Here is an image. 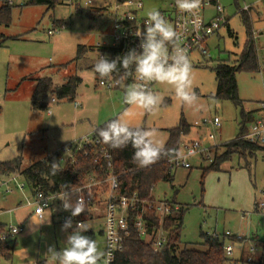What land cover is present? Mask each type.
Segmentation results:
<instances>
[{
  "label": "rangeland",
  "instance_id": "obj_1",
  "mask_svg": "<svg viewBox=\"0 0 264 264\" xmlns=\"http://www.w3.org/2000/svg\"><path fill=\"white\" fill-rule=\"evenodd\" d=\"M29 1L11 0L10 23L0 22V162L20 157L22 166L27 167L35 160L50 157L63 164L72 154V148L68 150L71 143H77L97 125L112 118L125 121L130 127L155 130V138L163 146L169 129L184 118L191 128L182 138L179 154H185V144L194 140L200 141L208 152L186 158L189 167L174 164L173 182H158L154 189L155 196L174 198L187 207L180 247L204 249L203 235H218L225 246H233L227 264H260L258 257H264V216L254 211V202L264 187V152H257L256 157L249 159V165L234 153L218 170L204 173V169L215 152H223L224 144L238 136L242 109L252 111L253 116L260 113V102L264 99V0H219L225 7L228 23L209 39L208 56L193 52L188 57L196 101L192 106L182 104L175 85L155 82L151 90L162 101L151 111L125 103V91L132 84L105 88L91 67L99 59L97 43L111 40V6L116 0H92L90 6L84 4L85 0H61L55 7ZM141 1L144 16L153 9L169 10L172 2ZM2 4L0 0V7ZM244 11L256 38L261 69L237 73L242 108L229 99L215 98L217 78L213 68L219 62L235 64L239 57L247 39ZM60 23H65L64 27H58ZM52 28L58 31L49 34ZM79 44L93 49L77 62L74 58ZM63 64L68 66L61 68ZM71 74L82 78L75 100L55 98L53 101L50 96L45 110L32 108L36 77L52 76L57 85ZM215 116L219 117L221 126L201 123ZM11 175L5 178L9 180ZM16 179L25 181L21 175ZM8 187L12 191L7 192ZM23 193L31 197L27 185L21 191L14 180L0 181V210H5L0 221L5 229L10 225L23 226L21 233L6 239L12 246V256H0V264H33L37 260L46 264L49 247L62 250L67 237L76 229L72 223L62 230L60 208L54 212L47 209L45 215L49 216L44 223L30 224L33 206L27 204ZM96 210L93 209L96 216L88 217L86 222L95 231L96 240L102 242L98 232L104 227V213ZM256 231L258 239H238V236L250 237ZM81 234L86 236L84 232Z\"/></svg>",
  "mask_w": 264,
  "mask_h": 264
},
{
  "label": "trees",
  "instance_id": "obj_2",
  "mask_svg": "<svg viewBox=\"0 0 264 264\" xmlns=\"http://www.w3.org/2000/svg\"><path fill=\"white\" fill-rule=\"evenodd\" d=\"M3 1L0 7V22L4 24L10 23L11 4L10 0ZM61 0H30V4H46L49 7H55ZM243 19L247 25V39L244 43L242 51L235 61V64L219 62L213 68L217 78V88L214 94L217 99H229L236 106H243V102L239 97L237 73L240 71H260L261 64L258 56L256 40L253 36V29L250 19L246 12H243ZM98 51L105 54L109 60L122 57L130 48L125 50L122 46H97ZM93 47L84 44L77 46L74 61L84 58L89 50ZM93 64L91 67L94 69ZM68 64H63L60 67L64 68ZM56 68L59 71L61 68ZM118 72L112 74L118 78L124 85L131 84L132 73L126 74L124 69L118 65ZM99 76L98 74H96ZM100 78V77H99ZM82 81V78L77 74H71L64 77L63 82L59 85H54L52 76L36 77L35 87L31 97L32 108L35 110H45L48 107V97H54L58 100L67 99L75 100L77 90ZM243 108V107H242ZM242 121L239 127L238 136L225 143V150L221 153L215 152L214 158L209 166L204 169V173L209 170H218L222 162L231 158L232 154L236 153L241 158H244L249 165V159L256 157L257 152L263 151L264 147L250 142L242 135L248 130L247 122L254 120L252 111H241ZM112 118L93 129V136L99 138L97 132L101 128H106L107 124L116 120ZM191 125L182 118L180 123L169 129V136L166 143L161 149V159L156 163L140 167L133 161L134 149L129 144L122 149H113L101 141L98 145L87 144L81 148H74L72 155L65 159L63 164H58L56 175H52V163L54 160L50 157L33 161L30 165L22 168V160L17 157L13 160L0 162V178L14 173H20L32 194L37 189L43 190L45 193H58L65 189L76 186L89 174H97L104 176L107 172L106 160L101 157L103 150H106L111 155L113 171L118 175L119 193L132 195L136 193L140 198V211L142 210L143 201L151 202L155 199L154 189L158 182H173L174 180V164L171 159L180 153V144L185 134L190 131ZM133 130L145 129L142 126L132 127ZM175 149L176 151H169ZM173 186V185H172ZM174 187V186H173ZM107 186L103 191L107 190ZM73 204L76 200L70 197ZM172 204L171 213L164 219V228L167 231V243L159 251H154L152 242L147 238L139 237L133 227V218L130 224V235L124 241V247L117 252L113 264H227L228 255L225 251L224 240L218 235H203L204 249L193 247H180L181 245V228L183 225V217L187 207L179 206L175 208V199H169ZM100 206L104 205L99 203ZM139 209V206H138ZM85 220L92 217L90 207L85 205L84 211L78 215ZM147 218L148 232L153 233L159 227V218L155 215V211L147 210L145 212ZM5 230L4 226H0V233ZM92 232V231H90ZM12 255V246L6 241L0 239V256L10 258ZM260 264H264V257L261 256Z\"/></svg>",
  "mask_w": 264,
  "mask_h": 264
},
{
  "label": "built area",
  "instance_id": "obj_3",
  "mask_svg": "<svg viewBox=\"0 0 264 264\" xmlns=\"http://www.w3.org/2000/svg\"><path fill=\"white\" fill-rule=\"evenodd\" d=\"M92 2V0H85L84 4L90 6ZM9 3H12L11 0ZM142 10L143 2L141 0H116L111 6V40L107 44H97V46H122L123 50L130 48L140 51L139 44L141 38L138 37L136 33L144 30L145 21L147 19V16L143 15ZM245 10H248V7H246ZM160 12L175 28L180 37L176 42L175 48L173 45H169V63L172 62L171 54L179 47L187 50L188 57L193 52H200L203 56H208L209 39L214 36L222 26L228 23L225 7L219 0H201V7L193 14L181 13L175 5V0H172L170 9L160 10ZM64 25L65 23H60L58 27H64ZM56 31H58V28L49 29V34H53ZM98 54V56H105L101 51H98ZM99 83L108 89L120 88L124 85V83L114 76H111L110 79L100 78ZM142 83L144 82L136 79L133 69L131 84ZM154 83L155 82L150 83L148 87L151 89ZM52 100L54 101L55 98L53 97ZM75 105L78 107L80 103L75 101ZM259 110L260 115L250 123L248 130L242 135V138L264 147V99L260 102ZM207 122H211L216 126H221V121L217 116L213 119H204L201 123L205 124ZM199 124V122H196V125ZM99 143L100 140L95 138L93 133H91L90 135L82 137L77 143H71L68 150L72 148L73 153L74 148L79 149L87 144L98 145ZM185 149V154H179V157H182L181 160L178 156L171 159L173 164L189 167L186 158L208 152V148L203 147L198 140L185 144ZM101 157L107 162V172L104 176L89 174L76 186L58 193H45L43 190L37 189L31 197L26 196L27 203L33 206V213L39 218H44L47 209H51L54 212L60 208L61 221L63 223L71 219L75 227L81 222L88 226L83 217L78 215L73 217L71 215V210L64 209L63 200L59 197L67 193L70 197H74L76 201L82 200L84 206H89L92 216H96L93 214V209H97L96 213L103 210L104 227L98 233L103 236V247L101 250L110 251L111 253L110 264H113L117 252L123 249L124 241L131 233L130 224L132 218L134 220L133 227L137 235L150 240L154 251L161 250L166 245L168 237L167 231L164 228V219L171 213L172 204L168 199L155 198L151 202L143 201L142 210L140 211V198L136 193L132 195L119 193L118 175L113 171L110 153L103 150ZM17 176L18 175L15 173L12 174L10 179L6 180L5 183L14 180L16 181L17 188L23 191L26 188V182H18L16 179ZM105 186L108 188L103 191ZM6 191L10 192L12 190L8 187ZM103 202L104 205L100 206L99 203ZM173 206L178 208L176 204H173ZM254 208L264 216V187L259 190L258 197L254 202ZM147 210L155 211V215L160 221L159 227L155 229L153 233L148 232L147 218L145 217V212ZM22 231L23 227L10 225L0 233V239L6 241L9 236L19 234ZM225 251L227 255H231L233 246L227 245Z\"/></svg>",
  "mask_w": 264,
  "mask_h": 264
},
{
  "label": "clouds",
  "instance_id": "obj_4",
  "mask_svg": "<svg viewBox=\"0 0 264 264\" xmlns=\"http://www.w3.org/2000/svg\"><path fill=\"white\" fill-rule=\"evenodd\" d=\"M175 5L181 13H195L201 7V0H175ZM140 37L139 49H130L122 57L109 60L99 56L94 65V72L101 79L111 78L118 72V65L130 74L134 69L136 79L142 84L130 85L124 95L125 103L136 105L146 111L158 107L162 98L154 93L148 85L152 82L175 85V92L182 104L192 106L196 101V93L190 83L191 63L187 50L179 47L171 54L172 62L169 63V45L175 48L179 34L175 28L164 18L159 10L147 12L144 30L136 33ZM100 141L113 149H122L129 144L133 147V161L140 167L156 163L161 159L162 145L156 140L155 130L136 129L125 121L112 120L106 128L97 132ZM169 151H176L169 149ZM178 158L181 160L182 157ZM52 175L58 171L57 162L52 163ZM65 210H71V215L77 216L84 211L82 200L72 203L70 196L65 193L61 197ZM72 226L71 219L65 221L62 230ZM89 229L85 223H78L74 232L67 237L66 247L56 251L49 247L46 253V264H110V251L101 250L97 242L81 233Z\"/></svg>",
  "mask_w": 264,
  "mask_h": 264
},
{
  "label": "crops",
  "instance_id": "obj_5",
  "mask_svg": "<svg viewBox=\"0 0 264 264\" xmlns=\"http://www.w3.org/2000/svg\"><path fill=\"white\" fill-rule=\"evenodd\" d=\"M144 6V5H143ZM256 39V38H255ZM107 43H109V42H106V41H102V42H98L97 44H107ZM64 79V78H63ZM62 82H63V80H62ZM61 82V83H62ZM61 83H59V84H61ZM59 84H57V85H59ZM53 98V97H52ZM260 115V113L257 115V114H255L253 117H254V119L255 118H257L258 116ZM22 168H25V167H23L22 166ZM17 175H21L20 173L19 174H17ZM22 176V175H21ZM23 177V176H22ZM7 179L5 178V176L4 177H1L0 178V181L2 182V183H5V181H6ZM29 189V188H28ZM24 194V193H23ZM29 195H31L32 196V191H31V189H29ZM155 196V195H154ZM24 197H26L25 196V194H24ZM155 198L156 199H168L166 196L165 197H157V196H155ZM26 199V198H25ZM28 204V203H27ZM175 204L177 205V207H179V206H181V203H179V202H175ZM29 205V204H28ZM5 210H0V216L1 215H3L2 213L4 212ZM32 211V210H31ZM254 211H256L255 210V208H254ZM10 213H11V211H10ZM14 213V212H13ZM48 214H46L45 216H44V218H39L37 215H35L34 213H33V211H32V217L29 219V223L30 224H33V223H39V224H42V223H44L45 221H46V219L48 218V216H47ZM4 226L5 227V224H4V222H2V221H0V226ZM23 227V226H22ZM6 228V227H5ZM91 230H87V231H84V233L86 234V236L87 237H90V238H92V239H94L96 242H97V245H98V247L100 248V249H102V247H103V236H102V234H100V236H101V238H102V242H98L97 240H96V237H95V231H92V232H90ZM25 235H27V233L25 234ZM24 235V236H25ZM258 231H256V233H252L251 235H250V237H239L238 236V239H244L245 238V241H246V239H258ZM256 237V238H255ZM264 240V239H263ZM263 240L262 239H260V244L263 242ZM239 241H241V240H239ZM245 241H241V243L243 244ZM262 245V244H261ZM12 256V255H11ZM258 258H260V257H258ZM45 261H42V260H37V262H35V263H33V264H45L44 263Z\"/></svg>",
  "mask_w": 264,
  "mask_h": 264
}]
</instances>
